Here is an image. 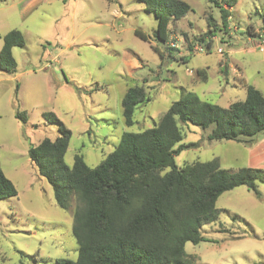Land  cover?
<instances>
[{
	"label": "rangeland",
	"instance_id": "rangeland-1",
	"mask_svg": "<svg viewBox=\"0 0 264 264\" xmlns=\"http://www.w3.org/2000/svg\"><path fill=\"white\" fill-rule=\"evenodd\" d=\"M5 1L8 4L2 5L0 0V47L2 35L11 30L22 34L24 46L12 49L15 74L0 73V78H11L0 81V163L17 190L16 197L0 200V264L77 259L71 233L75 203L67 210L56 207L50 185L27 156L29 147L58 136L42 113H54L71 131L65 164L71 167L79 155L95 168L124 133L152 127L179 99L181 89L221 108L242 101L248 85L264 96V47L256 46L264 33V0H235L227 8L226 27L214 4L182 0L190 11L169 25L166 44L155 39L156 21L136 0H50L31 12H22L25 4ZM209 18L217 31L206 39L207 49L195 38L207 32ZM197 70L205 71L206 81ZM139 85L148 101L136 107L128 127L121 100L129 87ZM16 111L26 114V123L15 118ZM178 127L182 140L175 148L194 146L174 157L177 167L216 158L233 170L243 164L240 145L207 140L212 126ZM239 188L240 196L222 194L216 201L218 208L234 204L238 216L221 210L216 221L201 228L206 241L185 244L184 251L197 257L196 264H264V181L256 182L258 197ZM246 191L255 201L245 200Z\"/></svg>",
	"mask_w": 264,
	"mask_h": 264
},
{
	"label": "trees",
	"instance_id": "trees-1",
	"mask_svg": "<svg viewBox=\"0 0 264 264\" xmlns=\"http://www.w3.org/2000/svg\"><path fill=\"white\" fill-rule=\"evenodd\" d=\"M136 1L153 15L154 37L163 44L171 33L169 25L190 11L182 0ZM207 2L219 8L226 27L230 16L227 8L236 1ZM207 23L209 29L195 41L208 49L206 39L211 40L217 30L212 18ZM135 35L146 40L139 31ZM1 40L0 71L14 75L17 64L12 49L23 47L24 38L19 31L11 30ZM188 48L192 50V45ZM204 72L196 71L206 81ZM147 101L143 86L126 90L121 100L126 126L133 125L136 107ZM14 115L26 123V114L16 111ZM42 117L56 126L58 136L54 141L43 139L37 146L29 147L28 159L50 185L56 207L67 210L72 201L75 203L71 233L77 244V259L57 260V264H196L197 257L187 254L184 246L206 241L201 228L218 219L221 210L216 207L217 199L240 186L258 197L256 182L264 181L263 170L228 171L217 158L182 167L174 162L182 149L194 146L175 148L182 140L178 123L202 129L212 126L208 141L250 144L264 132V96L250 85L245 88V98L227 108L204 102L181 89L179 99L153 121L152 127L140 133H124L113 152L95 168H89L79 155L68 167L64 156L71 131L52 112H44ZM16 196V187L0 165V200Z\"/></svg>",
	"mask_w": 264,
	"mask_h": 264
},
{
	"label": "crops",
	"instance_id": "crops-1",
	"mask_svg": "<svg viewBox=\"0 0 264 264\" xmlns=\"http://www.w3.org/2000/svg\"><path fill=\"white\" fill-rule=\"evenodd\" d=\"M3 1L4 2L2 5L8 4L7 1H5V0H3ZM11 1L16 2L15 3L16 5H18V4L24 5L25 4V6H23V8H22V12H31L34 8L38 7L39 5H41L43 3H47L50 0H18V1L17 0L16 1L11 0ZM0 49H1V47H0ZM0 73H2V72H0ZM4 75H5V73H4ZM3 77L4 78H0V81H3V80L6 81V80L11 79L8 76H6V78H5V76H3ZM261 137H263V138H261ZM227 142L228 143L233 142V143L240 145L242 147L244 154L242 153L243 154V161L242 160L241 161L243 162V164L240 167H238L236 170H233L231 167H228V166L224 167L223 165H221L222 168H224L228 171H237V170L242 169V168L260 169V170L264 171V134H263V136L257 135L255 140L253 142H251L250 144H243V143H238V142H234V141H227ZM233 160H237V158H233ZM0 165H1V163H0ZM239 189H241V188L236 187L233 190L224 193L223 195H226V194L232 195L233 193H235L233 195L240 196V194H243V190H242V192H239V191H241ZM248 191H250V190L248 189ZM248 191H246L245 192L246 194H244L245 200L252 201V198L254 200V197H252ZM224 197H226V196H224ZM232 198H235V197H232ZM226 199H227V197L225 198V201H226ZM230 199H231V197H229V200ZM218 209L226 211L229 215L238 216L237 215L238 211H237L234 204H231V203H230V205L225 204L222 207H219ZM220 230L222 231L223 229H220Z\"/></svg>",
	"mask_w": 264,
	"mask_h": 264
},
{
	"label": "built area",
	"instance_id": "built-area-1",
	"mask_svg": "<svg viewBox=\"0 0 264 264\" xmlns=\"http://www.w3.org/2000/svg\"><path fill=\"white\" fill-rule=\"evenodd\" d=\"M257 41L258 42H257L256 46L259 48H263L264 47V33L258 35Z\"/></svg>",
	"mask_w": 264,
	"mask_h": 264
}]
</instances>
